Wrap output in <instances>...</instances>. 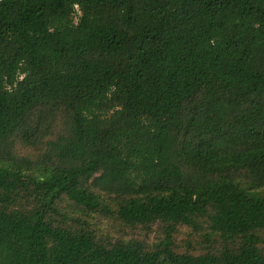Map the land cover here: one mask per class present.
Wrapping results in <instances>:
<instances>
[{"label":"trees","instance_id":"1","mask_svg":"<svg viewBox=\"0 0 264 264\" xmlns=\"http://www.w3.org/2000/svg\"><path fill=\"white\" fill-rule=\"evenodd\" d=\"M132 253L264 264V0H0V264Z\"/></svg>","mask_w":264,"mask_h":264},{"label":"rangeland","instance_id":"2","mask_svg":"<svg viewBox=\"0 0 264 264\" xmlns=\"http://www.w3.org/2000/svg\"><path fill=\"white\" fill-rule=\"evenodd\" d=\"M157 232H158V227H154L153 232L148 235L146 240L150 242L156 240ZM188 232L189 231L187 229L182 228V230L177 235V240L179 243H182L187 238ZM124 236L133 237V238H145V234L140 230H132V231L127 230V232L124 233ZM124 264H169V263H167L166 260H158V259H153L150 263H148L143 255L132 253V254L124 255Z\"/></svg>","mask_w":264,"mask_h":264}]
</instances>
